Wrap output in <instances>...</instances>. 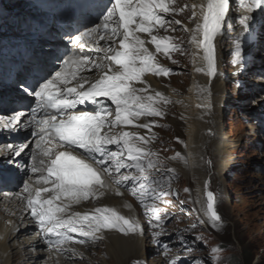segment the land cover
<instances>
[{
	"label": "snow or ice",
	"instance_id": "6c2138e0",
	"mask_svg": "<svg viewBox=\"0 0 264 264\" xmlns=\"http://www.w3.org/2000/svg\"><path fill=\"white\" fill-rule=\"evenodd\" d=\"M94 5L92 11L96 13L99 23L86 27L84 31L69 38L78 48L79 55L62 61V66H58L60 70H53L54 74L53 71H48L42 76L38 75L32 86L20 85L26 96L33 98L34 106L30 108L28 124H35L39 130V133H30L33 136L39 134L36 145L40 151L33 153L32 164L25 168V172H39L37 183L51 185V187L34 188L29 182L32 176H29L28 180L23 181V191L27 193L23 199L26 200L27 207L31 210L30 214L37 221L41 232L46 236L59 237L55 241L57 245L72 240L68 233L101 239L102 236L97 234L102 230L116 229L124 234L136 232L138 229L143 231L135 220L125 218L109 208H96L93 214L76 212L64 218L59 214L64 213L68 205L61 207L54 203L62 197L67 198L69 204L79 203L94 195L97 187L105 189L110 183L123 185L129 180L132 181L133 195L139 192L140 196L144 197L146 189L155 191L156 188H160L163 191L161 182L164 173L156 169V164L151 159L145 162V158L152 155L145 147L150 139L135 131L114 132L113 129L120 125H132L143 116L163 115L154 105L167 98L160 92H156L154 96L141 95L146 89L137 88L132 83L134 81L144 83L142 77L146 72L156 75L169 74V69L155 62V56L145 46V39H142L138 33H147L150 37L148 42L155 46L156 52L163 51L167 54L176 46L167 42L169 37L155 35L153 30L157 25L164 28L166 24L179 25L181 22L166 20L160 14L169 12L166 0H94ZM196 7L194 5L192 11L195 28L190 30L192 33L190 44L198 52H202L199 59L203 62L196 71L215 77L218 66L214 41L227 23L230 3L229 0H206V3L198 6L199 15L195 10ZM244 7L246 13H252L257 9L264 12V0H247ZM251 19L249 14L240 18L242 32L248 31ZM92 34H95L99 40L111 41V44L106 43L103 48L105 55L100 57L101 60L109 63L104 65L93 60V66L100 70L97 78L90 80L80 75L77 79V72L74 71L69 75L67 68L72 65L80 68L88 63L90 57L84 51L85 37ZM117 38L118 47H113L117 43ZM101 50L97 48V51ZM242 52L238 39L235 43L234 63L241 67L244 64ZM113 62L119 67L113 69ZM105 68L107 70H104ZM71 80H76V86H68ZM86 83L89 86L85 89ZM106 100L111 101L115 108L108 107ZM88 104L92 107H80ZM37 113H40L39 118ZM113 114L114 118L110 119ZM23 115L24 113L17 112L11 119L6 120L5 129L15 131L19 124L24 122L21 119ZM136 127L151 130L149 123L137 124ZM45 142H56L58 148L63 150L53 152L51 148H41V143ZM109 145H115L117 150H112ZM5 147L10 149L13 155L19 156L29 145L28 143H21L19 146L8 144ZM125 153L127 163L122 159ZM8 159L5 157L6 162ZM122 168L135 169L137 175H119L116 178L114 174H119ZM153 169L156 171L153 172ZM15 171L0 173V183L15 179ZM167 171L172 172L171 169ZM157 175L160 179H156ZM137 182H139L138 186ZM153 185L156 188H153ZM42 193H50V195L45 197ZM141 203H144L143 199ZM214 204V194L208 191L206 215L213 224H216L221 221V217ZM145 215H149L147 210ZM152 220L157 223H152ZM159 220L158 210L153 207L150 226L157 227ZM155 235L159 236L160 233Z\"/></svg>",
	"mask_w": 264,
	"mask_h": 264
},
{
	"label": "rangeland",
	"instance_id": "374dc122",
	"mask_svg": "<svg viewBox=\"0 0 264 264\" xmlns=\"http://www.w3.org/2000/svg\"><path fill=\"white\" fill-rule=\"evenodd\" d=\"M14 1L16 0H4V2L0 0V12L10 13L15 6ZM172 2L176 3L178 13L172 16L165 15L166 20H179L181 23L179 25L172 23L168 28L160 29L164 37L170 38L167 42L171 44L173 41L177 48L172 50L173 54H165L160 60L163 65L170 67L169 74L164 75L160 82L162 86L174 88L183 94L192 80V66H190L192 47L189 34L184 28V21L187 20L191 9L187 0ZM22 6L17 8L18 12H22ZM231 21L233 27H236V21L233 19ZM235 31L237 30L234 29ZM229 32L223 42V47H227V54L223 58L221 68L222 73L227 76L223 87L231 104L223 112L222 120L219 122L221 131L213 147L225 146L226 140L235 141V146L227 145L226 148L228 157L234 162L224 171L222 164L225 155L215 158L209 152L205 158L202 157L204 155L201 156L204 167L206 168V164L209 165L207 169L202 170L203 178L204 176L207 178L209 190L214 194V205L221 221L213 224L200 207L202 202L199 189L200 173L196 176L194 171H189L188 175L178 171L176 163L187 160L186 124L175 101L166 97L167 99L160 100L158 105L159 109L164 110V117L160 119L159 116H151L152 118L147 121L152 131L146 135L152 137L149 138L150 145L145 146L149 147L150 152L152 151L148 159L156 164V169L164 173L161 182L163 191L153 185L155 191L146 189L144 197H141L139 192L134 196L130 182L129 192L123 189L122 194L126 201L134 198L131 202L135 205L137 223L143 228L140 233L142 246L139 245L136 249V252L141 253H135V249L132 248L131 244L135 240L133 242L124 240L125 242L121 241L122 243L119 244L111 241L110 250L114 248L115 256H113L112 252L106 251V237L100 233L97 235L102 236L101 239L91 240L92 238L80 237L79 240H85V246L70 241L69 243H72L70 247H67L68 243L62 245L63 250L56 247L58 250L55 252L61 256V259H57L58 264H264V125L255 117L256 107L259 109L258 104L262 103L264 98L261 97L264 94V82L257 83V80L264 77L253 69L241 76L232 75L236 69L232 51L236 40L235 34ZM253 54L259 57L260 64L264 63V55H260V51L258 53L255 50ZM249 59L246 58L245 61ZM238 79L242 83L260 88L248 96L243 84L237 83ZM13 115L14 112L9 111L4 117L8 119ZM6 135L8 134L5 132L4 136ZM222 139H225L223 143H221ZM9 143L7 139L0 141V145ZM2 160H5V157ZM8 162L12 167L14 164L19 165V160L16 158L12 161L8 159ZM156 169L152 171L155 172ZM168 169L172 172L169 173ZM128 173L130 176L137 175L135 169ZM156 179H160V176L157 175ZM138 184L139 182L137 186ZM141 199L144 200L143 204ZM153 207L158 210L160 217L157 227H152L149 223ZM146 210L149 215H145ZM152 223L155 224L157 221L152 220ZM18 224L23 226L22 221ZM32 233L39 234L37 229L26 230L17 240L9 239L7 245L10 251L6 248L8 255L13 252L18 256L13 259L9 255L8 261L5 259L2 261L3 257L0 255V264H56L52 258L50 259L48 252L32 259L20 253V250L34 248L27 243ZM155 233L160 235L156 236ZM89 241L94 244L90 245ZM35 248L37 251L50 250L47 246Z\"/></svg>",
	"mask_w": 264,
	"mask_h": 264
},
{
	"label": "bare ground",
	"instance_id": "6f19581e",
	"mask_svg": "<svg viewBox=\"0 0 264 264\" xmlns=\"http://www.w3.org/2000/svg\"><path fill=\"white\" fill-rule=\"evenodd\" d=\"M172 1L173 0H166L169 6V12L163 13L165 19L167 17L165 15L172 16V14H175L177 12L176 3H173ZM187 1L190 4L189 7L191 10H190L188 17L186 15L187 20L184 21V28L187 30L189 34V40H191L192 33L190 30L195 28V22L192 18L193 6L194 5L197 6L195 10L197 11V15H199L198 6L206 3V0H187ZM170 7L173 8L174 13H171ZM234 13L236 16H239L242 14V13L238 14L237 11L235 12L232 11V7H231L227 15V20L233 19ZM245 14H246V11L244 15ZM182 15L184 16V14ZM249 15H251L252 19L250 21H252L254 19V14L249 13ZM255 21H256L255 25L256 26L259 25V27L263 29V33H262L263 36L258 38L257 41L253 43H248L244 40L245 32H242V25H240L239 22L237 23L239 27H237V31L234 34H237V36L243 35L242 40L240 41L241 47L243 49L242 55L244 54L246 55L248 51L254 48H256V51L260 50V55L262 56L264 55V20L262 19V17H260V20L258 21V17H257L255 18ZM260 23H262V25H260ZM168 27H169V24H166L164 28H168ZM225 28L226 27L224 25L222 27L221 34H219L216 37V40L214 41L216 45V58H217V66H218V72L215 77H209L208 75H206V73L196 71V68L201 66V64L203 63L202 60L199 59V56L202 55V52H198V50L195 49L194 46L191 45L192 51H191L190 66H192L191 68L192 80L190 82V86L183 94L179 90H175L174 88H171V87L167 88V87L162 86V83L160 82V79L164 78V75L162 74H161L162 76L161 75L157 76L156 74H151V72H146L142 77V80L144 81V83H139V82L134 81V84H133V86L137 88L146 89V92L142 93L141 95L146 96L150 94L154 96L156 92H160L162 96H164L165 98L168 97L175 101V105L177 106L179 112H181L182 119L185 121V124H186L187 143L185 144V147L188 150L187 160H186L187 162L186 161L184 162V160L180 163L177 162L176 163L178 164L177 168H178V171H183L185 175H188L189 171H194L196 176H197V173L198 174L200 173L199 177L201 179V185L199 189H200V193L202 194V202H200V207L203 210L204 215L206 217H208L206 215L207 192L210 190H209V186H208L209 183H208L207 178L205 176L203 178L204 173L202 172V170H204L205 167L203 165L201 156L204 155L202 157L205 158L206 154H209V152H211L212 156H214L215 158L225 155L223 156L225 157V160L222 164L223 165L222 170L226 171L230 168V165H232V163L234 162L232 161L230 157H228V151L226 150V148L228 147L227 145H231V146L236 145L235 141L231 140L232 141L231 142V141L226 140L228 144L225 142L224 144L225 146L219 145V147L217 148L213 147L221 131L219 122L222 120L221 118H222L223 112L226 111L227 106L231 104L230 98L226 94V91L223 87L224 82H225L224 81L225 77H224V74L222 73V68H221L222 62L224 60L223 58H225V55L227 54V50H226L227 47L226 48L223 47V42L226 39V35L228 34ZM234 29L236 28L234 27ZM153 34L158 35L160 37H164V34L162 33V30L160 31V27L158 25L154 28ZM138 35H140L142 39H145L146 41L145 46L155 56V62L167 69L170 68L168 66L163 65L160 62V60L162 59V56H164L165 54H162L161 51L156 52L155 46L148 42L150 41V37L148 36V34L138 33ZM40 50L42 53L46 55L48 52L49 53L50 51L52 52V50H48L45 47H41ZM38 54L39 52L36 53V57L38 56ZM96 54L101 55L102 53L96 52ZM54 55L55 54L53 53V56ZM118 67L119 66H116L115 69ZM253 67H255L254 69L260 72H264V63L260 64L259 60L255 61V65H253ZM59 68L60 67H57V69ZM78 69L79 68H77V70ZM259 82H264V78H258L257 83ZM243 87H245L244 90H247L248 96L252 93L257 92L260 88V87L252 86V84H248V83L246 84L243 83ZM10 89L11 90L8 93L10 94V99H9L10 102H14L16 104V102L20 98L27 99V97H25L23 93V90L20 87H17V85L10 86ZM202 89L204 91H202ZM261 97H264V94ZM155 105L156 107H158V105H160L159 101ZM258 108L259 109H257L256 107L255 113L262 112L264 115V110L262 109L264 108V98L262 99V103L258 104ZM1 109H3V111H5L6 113L9 111L8 107L1 108ZM17 112L24 113V115L21 117V119L24 122L20 123L19 127L15 131H9L5 129L4 127L5 121L11 119L12 117L7 119V117L0 116V118H2L0 119L1 121L0 141L7 138V135L4 136L5 132L6 133H11V132L17 133V137L24 139L23 137L25 136L24 134L31 135L30 132L35 130V124H31V125L28 124V117H29L30 111H28L27 109L19 108V105H16V113ZM16 113H14V115ZM150 118L152 117L143 116L140 118L139 121H135L134 124L120 125L116 127L115 129H113V131L114 132H120V131L133 132L135 131V132H138L140 135H144L148 138H151L152 136H147L146 134L150 133L152 131V128L151 130H149L145 128L136 127L137 124L147 123L148 119ZM256 118L261 120V117L259 116H257ZM31 137L32 136H29V138L26 139L27 141L23 142V143H28L29 147L26 148L22 152V154L19 156L13 155L12 151L5 147L8 144L0 145V161H4L2 160V158L4 157H8L11 161L13 158H16L19 160V165L14 164L15 167L13 165V167L9 168L11 172L17 169L19 170V171H15V176H16L15 180L14 181L11 180L12 183L10 184L9 182L3 183V184L7 183L5 184V186L10 185L9 188L11 189L8 191L0 192V255L1 257H3L2 261L4 259L8 261L10 259L9 255L12 256L13 259L17 258L18 256L17 253H13V252H11V254L9 253L8 255L6 248H8L7 243L9 239L17 240L19 236L24 235L26 230H34L38 226L37 221L30 214L31 210L27 207L26 200L23 199V197L26 196L27 193L23 191L24 186L21 187L20 183L23 181V179L28 180V177L32 176V180L29 181L32 187L34 188H43L46 186L51 187V185H44L43 182L37 183V180L39 178L38 174L32 175L31 172H27V173L25 172V168L30 166V164L27 163V158L32 154V151H35V152L38 151L35 148L36 141L38 140V138H31ZM224 140L225 139H222L221 143H223ZM9 144L17 146L12 142H10ZM149 145L150 143H148L145 146H149ZM208 167L209 165L206 164L205 169H207ZM123 175H127V174L124 173ZM115 177L118 178L119 176H115ZM106 179L111 180V178H106ZM123 191L124 190L121 188V185L110 183L109 187L105 189H100L97 187L94 195L90 196L87 200H81L79 203L69 204V200L64 197H62L61 200L55 201L54 203L57 205H60L61 207L68 205L66 211L64 213L59 214L63 216L64 218H67L68 215H71L76 212H79L81 214H84V213L93 214L96 208H109V209L117 211L120 215H123L125 218H131L135 220L137 223V212L135 209V205L131 202L134 198H129L128 201H126L125 198L122 197L123 196L122 194L124 193ZM42 195L47 197L50 195V193L49 194L42 193ZM20 221H22L23 226L18 224ZM140 233L141 231L139 229L136 232H129L128 234H124L123 232L116 230V229H111V230H102L101 235L106 237L105 239L106 251H108L109 253L112 252L113 256H115L114 250H113L114 248L110 250L111 241H113L112 243L119 244V243H122L121 241H124V240L125 241L128 240L131 242L135 240V242L131 244L133 246L132 248L135 249L134 251L135 253H141V252H136V249L139 247V245L142 246V243L140 242L141 240ZM40 235L41 234L34 233L33 235H31L29 239H27L28 246H32L34 248L29 249V250L28 249L20 250L21 252L20 251L19 252L25 257H27L28 259H32L36 256L39 257L42 253L48 252V256L50 257V259L52 258V261L58 264L57 259H61V256L60 254H58V252H55V251H57L59 248H61L62 250L64 248L62 247V245H57L55 243L58 249H56L55 245L50 244V250L37 251L35 247L46 246L45 242L41 238L42 236ZM42 235L45 236L43 237L45 239L47 237L50 239V236H51V238L54 239V242L59 239V237H56L54 235L46 236L44 233H42ZM89 242H90V245L94 244L91 241ZM84 244H86V242H83V245ZM110 258H112V256ZM116 258L118 259L119 257H117L116 255Z\"/></svg>",
	"mask_w": 264,
	"mask_h": 264
},
{
	"label": "water",
	"instance_id": "95a60500",
	"mask_svg": "<svg viewBox=\"0 0 264 264\" xmlns=\"http://www.w3.org/2000/svg\"><path fill=\"white\" fill-rule=\"evenodd\" d=\"M206 206H207V203H206Z\"/></svg>",
	"mask_w": 264,
	"mask_h": 264
}]
</instances>
